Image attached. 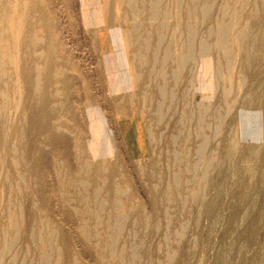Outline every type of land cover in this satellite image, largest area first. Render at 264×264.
<instances>
[{"label":"rangeland","instance_id":"374dc122","mask_svg":"<svg viewBox=\"0 0 264 264\" xmlns=\"http://www.w3.org/2000/svg\"><path fill=\"white\" fill-rule=\"evenodd\" d=\"M24 12L20 79L0 84V264H264V0Z\"/></svg>","mask_w":264,"mask_h":264},{"label":"bare ground","instance_id":"6f19581e","mask_svg":"<svg viewBox=\"0 0 264 264\" xmlns=\"http://www.w3.org/2000/svg\"><path fill=\"white\" fill-rule=\"evenodd\" d=\"M176 1H178V0H176ZM157 4V3H156ZM135 5V4H134ZM176 5V4H175ZM153 7V6H152ZM151 7V8H152ZM156 7H157V5H156ZM202 7V6H201ZM205 7V6H204ZM132 8V7H131ZM177 9V8H176ZM152 10V9H151ZM204 11H205V9H204ZM207 11H208V8H207ZM207 11H206V13H207ZM225 11V10H224ZM154 12V11H153ZM201 12V11H200ZM258 12H259V10H258ZM258 12H256V13H258ZM24 14H25V12H24V0H13V2H11L10 0H0V84L2 83V80H3V78L5 77V73L3 72L4 71V69H6V68H8L9 66H11L12 68H13V70H14V72H15V76H16V80H15V82H16V84L18 83L17 81L20 79V68H19V66H20V59L21 58H19V47H20V43H21V41H20V37H21V32H20V26H21V24H22V20H23V16H24ZM202 15H203V11H202V13H201ZM204 14H205V12H204ZM112 15V14H111ZM234 15H236V14H234ZM114 16V15H113ZM175 16V15H174ZM253 16H255V14H253ZM111 17V16H110ZM151 17H152V15H151ZM203 17V16H202ZM256 18H257V14H256V16H255ZM112 18V17H111ZM203 19V18H202ZM161 25V24H160ZM232 25V24H231ZM227 29V28H226ZM234 29V28H233ZM220 30H223L222 28H220ZM224 31V30H223ZM229 31V30H228ZM227 31V32H228ZM226 32V33H227ZM246 32V31H245ZM9 33V35H11V37H12V46H13V56L10 58V59H4L3 57H2V54H1V47L3 46V44H2V38H3V36H4V34H8ZM192 33H194V32H192ZM191 33V34H192ZM225 33V32H224ZM224 33H222V34H224ZM225 33V34H226ZM243 33V32H242ZM224 34V35H225ZM228 34V33H227ZM220 35V34H219ZM242 35V34H241ZM31 39L32 40H30L31 42H30V45H31V47H33V46H36V45H39V44H41V40H40V38L39 37H37L36 35L34 36V34H31ZM193 37V36H192ZM192 37H191V39H192ZM225 37V36H224ZM188 38V37H187ZM189 38H190V36H189ZM195 38V37H194ZM226 38V37H225ZM224 38V39H225ZM190 39V40H191ZM221 39L223 40V38H222V36H221ZM220 39V40H221ZM164 40V39H163ZM188 40V42H189V39H187ZM241 40V39H240ZM147 43V42H146ZM191 43V42H190ZM203 43V42H202ZM237 43V42H236ZM239 43V42H238ZM188 44V43H187ZM221 44V43H220ZM219 44V45H220ZM191 45V44H190ZM222 45H224V44H222ZM221 45V46H222ZM239 45H241V44H239ZM147 46V45H146ZM187 46V45H186ZM206 46V45H205ZM218 46V45H217ZM220 46V47H221ZM189 47V46H188ZM167 48V47H166ZM223 48V46L221 47V49ZM165 50H167V49H165ZM188 50H189V48H188ZM204 50V49H203ZM223 50H225V49H223ZM207 51V50H206ZM205 51V52H206ZM202 53H203V51H202ZM207 53V52H206ZM250 52L248 51L247 52V56H248V54H249ZM165 54H166V52H165ZM180 55V54H179ZM190 55L191 54H189V57H190ZM203 55H204V53H203ZM166 56H168V55H166ZM202 56V55H201ZM187 57V56H186ZM189 57H188V59H189ZM155 58V57H154ZM182 60H183V58H182ZM202 60V59H201ZM225 60H226V58H225ZM178 61V60H177ZM183 62H184V60H183ZM183 62H181V63H183ZM208 62V61H207ZM178 63V62H177ZM186 63V62H185ZM247 63V62H246ZM179 64V63H178ZM229 64V63H228ZM227 64V65H228ZM180 65V64H179ZM184 66V65H183ZM210 66V65H209ZM225 67H227L226 65H225ZM230 67H232V66H230ZM207 68V67H206ZM204 69H205V67H204ZM207 70V69H206ZM33 72V71H32ZM31 72V73H32ZM206 72V71H205ZM205 72H204V74H205ZM228 73V72H227ZM33 74H34V72H33ZM35 75V74H34ZM34 75L32 76V77H34ZM38 76V75H37ZM201 76V75H200ZM206 76V75H205ZM230 76V75H229ZM32 77L30 78L31 80H32ZM173 77H175V75L173 76ZM202 77V76H201ZM176 78V77H175ZM203 78H205V77H203ZM35 81L37 80L36 79V75H35ZM44 79L46 80V77H44ZM47 79H48V77H47ZM50 79V78H49ZM49 79H48V82H49ZM201 79V78H200ZM44 80V81H45ZM33 81V80H32ZM64 81V80H63ZM201 81H202V79H201ZM38 82V81H37ZM47 82V83H48ZM47 83H44L45 84V86L47 87V85L49 84H47ZM62 83V82H61ZM198 83H199V81H198ZM32 84V86H33V84H34V82L33 83H31ZM44 84H41V83H36L35 82V90L33 89L34 87H32L31 89H33V91L35 92V91H37L38 90V94H37V96L38 95H40V96H38V98L36 97V94H35V97L37 98V102H39V105L41 106L42 104V100L44 101V100H46V96H45V99H44V97H43V95L45 94L44 92H45V90H42V89H44V88H46V87H43V85ZM47 84V85H46ZM42 85V86H41ZM206 88H207V86H206ZM42 91H44L43 93H42ZM208 91V90H207ZM37 93V92H36ZM214 93V92H213ZM43 94V95H42ZM2 97H3V94H2V91H1V89H0V115H1V110H2V108H1V104H2ZM59 100L61 99V96H59L58 95V97H57ZM63 98V97H62ZM172 98V97H171ZM36 100V99H35ZM37 102H36V104H37ZM46 102V101H45ZM45 102H43V104H45ZM62 102V101H61ZM170 103V102H169ZM260 103V102H259ZM38 105V106H39ZM46 105V104H45ZM202 105V104H201ZM200 105V106H201ZM56 106V105H55ZM54 106V107H55ZM44 107H46V106H44ZM54 107L52 108L53 110H54ZM58 107V106H57ZM57 107H55V108H57ZM42 108H43V105H42ZM41 107H40V109H42ZM43 110V109H42ZM56 110V109H55ZM56 111H58V110H56ZM53 112H55V111H53ZM45 113V112H44ZM8 117V116H7ZM23 119H24V114H23V112H21L20 110H19V108H17L16 109V118H15V123H16V125H17V131H16V134H17V136H18V144L20 143V141H21V139H22V137H23V134H22V129H21V126H22V121H23ZM9 121V120H8ZM203 121V120H202ZM23 141V140H22ZM175 142V141H174ZM19 146V145H18ZM96 146V145H95ZM21 161V160H20ZM20 161H18L19 163H20V165H21V162ZM19 165V164H18ZM263 166V165H262ZM204 178V177H203ZM70 182V181H69ZM68 186V185H67ZM71 186V185H70ZM248 203V202H247ZM249 206V203L247 204V207ZM117 224V223H116ZM15 227V226H14Z\"/></svg>","mask_w":264,"mask_h":264}]
</instances>
